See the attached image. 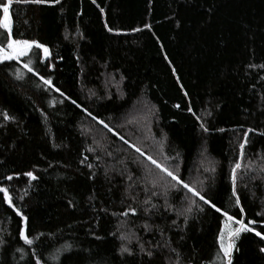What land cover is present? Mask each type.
<instances>
[{"label": "trees", "instance_id": "16d2710c", "mask_svg": "<svg viewBox=\"0 0 264 264\" xmlns=\"http://www.w3.org/2000/svg\"><path fill=\"white\" fill-rule=\"evenodd\" d=\"M11 11L14 37L17 31L23 32L25 37L37 39L51 49L55 69L49 70L45 61L34 65L37 70L148 155L160 158L157 144L147 139L148 128L157 136L163 129L168 136L169 154L179 151L184 166H198L205 134L185 109L189 99L198 114L210 109L213 116L208 126L228 131L207 134L210 158L218 161L208 195L218 206L224 204L238 212L229 200L228 177L234 155L229 141L231 129L240 125L264 131V69L248 67L264 63V0H96V4L92 0H62L60 4L44 6L14 3ZM105 22L113 32L107 31ZM145 24H150L151 29ZM135 28L142 30L134 32ZM9 63L13 67H8ZM15 68L24 72V80L15 79ZM110 74H115L117 80L120 74L126 77L123 98H118L116 89L111 88V100L89 99V90L97 96L104 94ZM181 84L189 97L183 95ZM43 89L38 77L15 61L0 65V112L7 111L15 118L5 122L0 115V123L6 124L0 128V186L9 187L14 203L29 217L31 234H46L38 242L42 247L34 246L45 264H56L51 257L66 243L73 244L74 251L65 253L61 264L68 256L75 257L79 264H124L118 254L120 241L111 235L125 219L112 213L126 210L129 203L121 178L110 172L114 178L109 183L102 174L104 170L94 168L96 179L91 180L81 160L87 156L86 163H97L94 154L86 151L94 147L93 139H103L104 145L111 144L113 149L121 148L114 153L117 159L131 161L138 154L69 101L51 107L48 101L59 100V94ZM144 104L158 109L154 122L147 118V126ZM176 104L180 108L174 107ZM216 105H220L219 109ZM88 127L91 132L82 135L81 129ZM249 135L252 143L246 151L264 152V136ZM26 171L34 172L38 179L23 176ZM17 174L19 179L15 178ZM4 175H13L14 179L4 180ZM244 180L247 187L238 186L237 191L245 213L237 218H243L246 224L254 219L256 223L249 226L264 233V215H257L264 208V181L258 177L248 180L247 176ZM20 196L24 199L20 200ZM143 199L140 193L133 206L139 208ZM153 211L151 220L165 230L164 238L172 239L169 248H177L185 260L195 252L194 264H205L214 257L221 226L218 213L208 210L198 221H190L186 229L178 221V231L171 224L176 219L173 214L164 213L162 208ZM147 219L142 213L127 218L135 222L131 230L146 239L148 235L140 225ZM18 221L19 217L0 200V236L8 242L0 251V264H35L36 257L18 238ZM95 236L104 238L98 240ZM155 239L163 243L158 234ZM262 244L254 232L242 234L234 264H264V254L258 250ZM17 247L25 249L23 255L16 251ZM127 261L135 264V258L128 257ZM151 264H165V257L158 255Z\"/></svg>", "mask_w": 264, "mask_h": 264}, {"label": "snow or ice", "instance_id": "6c2138e0", "mask_svg": "<svg viewBox=\"0 0 264 264\" xmlns=\"http://www.w3.org/2000/svg\"><path fill=\"white\" fill-rule=\"evenodd\" d=\"M62 0H0V65L5 62L15 61L17 65H20L27 73H31L33 76L38 77L42 82L45 92H55L59 94L60 99L52 98L48 101L51 107H56L57 103L63 105L65 101H69L71 105H74L76 109H79L82 114L89 117L95 124L102 125L103 129H106L108 133H111L113 137H118L122 141L123 145H126L128 149H133L138 154L137 158L129 161L126 158L117 159L115 152H119L122 149H113L112 145H104L103 139L96 141L93 139L94 147L86 149V151L94 154L97 163L94 165L88 162V157L85 156L81 160L82 164L89 169V179H96V171L103 169V176L109 183L113 180L114 176H110L109 173H114L115 176L121 178L123 184V192L125 198L129 201L126 210L119 213L113 212V216L123 217L125 219L120 220L116 227V231L111 235L116 237L120 241L118 254L124 264H128L127 258H135V264H151V262L159 255L165 257V264H194L195 252L192 257L187 260L183 257L182 253L175 247L169 248L172 244L171 237L164 238L165 230L161 228L154 220H151L152 215H155L153 210L159 212L162 208L164 213L173 214L176 219L171 221V224L176 226L177 230L181 229V225L178 221H182L183 228H187L190 221H198L202 214H205L208 210H212L219 214L218 219L221 221V226L218 229L217 244L218 248L215 251L214 257L205 262V264H234V253H239L240 248L237 246L244 233H253L259 240L264 242V233L257 231L250 227V224L256 223L254 219H249L246 224L243 218L238 219L237 216L243 217L245 213V207L241 203L240 195L237 191L238 186L247 187V182L244 178L247 176L248 180L259 178L264 181V152L257 150L256 153L246 151L248 145L252 143L250 139L251 133L264 136V131H258L253 127H244L243 125L238 128H233V136L230 139V143L233 145V158L230 161L229 181H230V193L229 200L232 202V207L238 209V212L230 211L224 204L220 206L208 195L209 181H215V173L217 172L218 161H214L210 158V154L207 148V134H211L213 131L226 132L225 128H210L208 126L209 120L213 116V112L210 109H204V111L198 114V110H194L192 107L191 99L188 100L186 111L195 118L197 122L196 126L200 132L204 135L203 142L201 144V151L199 152L200 163L198 166H184L183 157L179 151H173L172 154L168 152V136L167 133L160 129V135L157 136L155 132H152L151 127L148 128L150 135L147 139L152 140L157 144L159 149V159L154 155H148L144 149L135 143H132L130 139H126L124 135L115 131L109 123L100 118L98 114H93L87 106H84L78 102L77 99H73L71 95L61 90L60 87L53 83V80L45 75H42L40 71L34 66L37 63L44 64L48 61V69L54 70L55 65L51 63L52 52L48 45L40 42L37 39L25 37L23 32L17 31L16 37L13 35L15 27V21L13 19V12L11 11L13 4L17 5H54L60 4ZM93 4H96V0H92ZM104 10L101 8V12ZM19 16L20 13H15ZM27 23V21H24ZM107 31L113 32V28L107 25L105 22ZM145 28L151 29L150 24H145ZM142 29L135 28L134 32H140ZM120 34V33H117ZM66 30L65 39L68 38ZM81 38L83 34L80 33ZM35 50V51H34ZM27 58V59H24ZM167 59V57H165ZM62 60L63 57H60ZM79 59V57H77ZM8 67H13L10 63ZM249 68L264 69V63L261 64H249ZM175 75V68L172 69ZM15 79L24 80L25 74L20 68H15ZM82 74V73H81ZM126 77L120 74L119 80L116 79L115 74H110V80L106 82L104 94L97 96L96 92L89 90L88 98L95 97L97 101L103 102L105 99H112L111 88L116 89V95L118 98H123V81ZM179 81V77H176ZM264 79V77H261ZM83 85L81 90H83ZM183 90V95L187 98L189 93L183 89V85H180ZM262 103H264V96L261 97ZM176 108H180V104L174 105ZM220 105H216L219 109ZM264 110V109H262ZM142 111L145 119L144 124L147 126V118H151L153 122L156 119V112L154 106L144 104ZM5 122L13 121L15 118L10 116L7 111L0 112ZM41 115L47 119V114L41 110ZM128 124H133V121H128ZM125 125H121L124 127ZM6 127V124L0 123V128ZM91 132V127L82 128V135L87 136ZM107 139V137H104ZM114 143V142H113ZM143 158V159H140ZM104 160V163H100ZM111 160V164L108 161ZM147 161V163H145ZM2 163V161H0ZM119 165L120 167H117ZM131 165V167H130ZM259 174V175H258ZM19 175H16V179H19ZM23 176L28 177L30 180L35 181L38 179L37 175L32 171H26L22 173ZM4 180L12 181L13 175H4ZM111 191V189H109ZM27 193V189H25ZM140 193L144 194V199L141 201L139 208L134 207L136 201L139 199ZM0 200L7 204V206L19 217L18 221V238L24 242V245L28 246L32 256L36 257L35 264H45L41 257L37 255L34 246L42 247L38 242L42 237H45V233L39 232L31 234L29 229V217L21 210L20 207L14 203L13 195L10 192L9 187L0 186ZM175 194V196H173ZM234 198V199H233ZM20 200L24 197L20 196ZM173 199L175 203H173ZM163 201L162 204H158L157 201ZM71 204L72 202L69 201ZM123 203V201H122ZM106 211V209H102ZM138 213H142L143 216L148 217L145 222L140 225L144 233L148 235L146 239L136 231H132L130 226H134V221H128L127 218L131 215L137 216ZM257 215H264V208L261 209ZM163 218V213H161ZM151 220V222H149ZM125 228V231H121ZM159 235L163 239V243L155 239L156 235ZM53 235V234H49ZM104 237L95 236V239H103ZM181 240L184 238L182 235L179 237ZM7 240L0 236V251L7 244ZM47 243V241H45ZM259 252L264 254V244L259 246ZM17 252L22 255L25 251L24 248L17 247ZM74 246L71 243L64 244L61 248L56 250V253L51 257L56 261V264H61V257L65 253H72ZM145 257L147 260H145ZM174 257V259H173ZM65 264H79V261L73 257L68 256L65 259Z\"/></svg>", "mask_w": 264, "mask_h": 264}]
</instances>
